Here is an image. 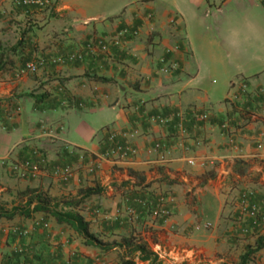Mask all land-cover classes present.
Instances as JSON below:
<instances>
[{
	"label": "crops",
	"instance_id": "crops-1",
	"mask_svg": "<svg viewBox=\"0 0 264 264\" xmlns=\"http://www.w3.org/2000/svg\"><path fill=\"white\" fill-rule=\"evenodd\" d=\"M46 1L0 0V204L26 188L81 200L90 232L110 248L84 246L38 213L0 219V264H152L132 256L128 241L160 264H236L264 234L234 228L242 192L264 202V0ZM125 29L138 34L85 51ZM71 54L81 59L49 62ZM36 58L45 61L37 72L16 76ZM162 61L176 70L162 75ZM112 131L136 132L134 158L101 157ZM25 160L45 170L20 180L2 164ZM56 166L76 173L60 183ZM88 188L100 192L86 196ZM166 195L165 219L140 203ZM11 227L28 235L6 234ZM248 264H264V250Z\"/></svg>",
	"mask_w": 264,
	"mask_h": 264
},
{
	"label": "built area",
	"instance_id": "built-area-1",
	"mask_svg": "<svg viewBox=\"0 0 264 264\" xmlns=\"http://www.w3.org/2000/svg\"><path fill=\"white\" fill-rule=\"evenodd\" d=\"M47 1L46 0H18L19 4L22 5H43ZM138 34L137 31H128L121 30L117 34L102 39H96L89 42L86 46L85 51L89 55H96L98 52H107L109 46H121L125 44L128 39L131 37H136ZM81 59V55L79 54H71L67 56H60L57 58H52L49 60L51 64H66L75 62L76 60ZM45 61L43 59H34L30 62H26L22 67H20L16 71L17 77H22L27 74H33L37 72L43 65ZM177 68V64L173 61H162V66L160 67L159 72L162 75H169L173 73ZM242 89L245 90V85H242ZM207 119L206 114H202L199 116V120L205 121ZM153 120L155 122L167 123L171 120L163 119L160 117H154ZM222 129H226L228 127L227 123L222 124ZM136 132H132L129 134L123 132L112 131L109 133L106 141V149L101 155V157L105 159H109L112 157H117L120 160L126 161L131 158H134L138 150L133 144V139L136 136ZM153 150L160 151L162 150V146L159 143H156L153 146ZM162 154V153H161ZM160 159L163 160V155L160 156ZM2 164H6L8 168V172L14 178L25 180L36 178L40 175L45 169H41L39 164L33 163L29 160L25 161H14L11 163L2 162ZM86 172L88 174H92L95 171L94 161L86 167ZM76 173V169L72 166H56L51 169V176L60 183H68ZM172 202V198L168 195L160 196L156 204L153 207V204L150 200H144L140 202L142 206L151 208L152 217H159L161 219H165L169 216V212L167 210V204ZM130 214L135 215L133 210L129 211ZM35 225L39 223L35 222ZM43 228H47L48 225L44 223L42 225ZM206 228H210V224L205 225ZM234 228L239 231L242 235L249 234H257L258 232L264 231V202H257L254 199V194L251 191L242 192L238 199L237 206V218L235 220ZM6 234H12L18 238L25 237L28 235L27 230H24L20 227H11L6 231ZM21 250V249H20Z\"/></svg>",
	"mask_w": 264,
	"mask_h": 264
},
{
	"label": "trees",
	"instance_id": "trees-1",
	"mask_svg": "<svg viewBox=\"0 0 264 264\" xmlns=\"http://www.w3.org/2000/svg\"><path fill=\"white\" fill-rule=\"evenodd\" d=\"M20 44L21 40L17 42L16 46ZM99 192L100 190L95 188H88L84 191L86 196ZM81 202V200L52 197L41 189L26 188L18 194L17 203L0 204V219L12 220L15 217L32 219L35 214L41 213L52 218L58 225L67 226L81 238L84 246L101 250L110 248L108 243L90 232V222L79 212ZM126 247H128L130 254L132 256L137 255L140 261L160 264L158 256L144 243L128 241ZM261 250H264V234L256 238L252 247L246 248L245 252L238 257L236 264H248L254 255ZM122 264H134V262L130 259Z\"/></svg>",
	"mask_w": 264,
	"mask_h": 264
},
{
	"label": "rangeland",
	"instance_id": "rangeland-1",
	"mask_svg": "<svg viewBox=\"0 0 264 264\" xmlns=\"http://www.w3.org/2000/svg\"><path fill=\"white\" fill-rule=\"evenodd\" d=\"M15 179H17V178H15ZM17 201H18V194L17 195H13V199H10V200L8 199L6 202L4 201V203L7 204V205H10L13 202L17 203Z\"/></svg>",
	"mask_w": 264,
	"mask_h": 264
}]
</instances>
